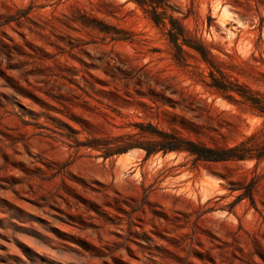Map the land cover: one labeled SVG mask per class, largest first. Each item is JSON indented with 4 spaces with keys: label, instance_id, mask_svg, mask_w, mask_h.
Instances as JSON below:
<instances>
[{
    "label": "rangeland",
    "instance_id": "1",
    "mask_svg": "<svg viewBox=\"0 0 264 264\" xmlns=\"http://www.w3.org/2000/svg\"><path fill=\"white\" fill-rule=\"evenodd\" d=\"M159 8L165 25L134 1L0 0V264H264V160L103 156L138 121L213 146L264 128L169 34L179 18L264 91V0Z\"/></svg>",
    "mask_w": 264,
    "mask_h": 264
},
{
    "label": "trees",
    "instance_id": "2",
    "mask_svg": "<svg viewBox=\"0 0 264 264\" xmlns=\"http://www.w3.org/2000/svg\"><path fill=\"white\" fill-rule=\"evenodd\" d=\"M127 1H134L141 6L157 25L166 24L165 19L168 15L165 10L159 8L164 0ZM169 19L172 25L169 34L173 38L175 46L181 49L182 44H187L195 49L208 65L210 80L204 81V85L239 107H244L253 114L264 116V91L252 89L226 78L216 67V55L212 51V46L204 40L188 37L185 26L179 18L169 16ZM181 38L182 43L179 42ZM131 126L134 131L105 137V148L103 149L105 159L138 147L145 151L146 157L158 153L166 155L170 152H186L194 156L195 160L241 161L256 159L258 163L264 160V128L234 144L213 146L165 129L151 121H138L132 123ZM88 144L97 146L92 141ZM252 188L250 185L247 196L253 202Z\"/></svg>",
    "mask_w": 264,
    "mask_h": 264
}]
</instances>
